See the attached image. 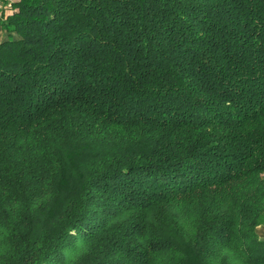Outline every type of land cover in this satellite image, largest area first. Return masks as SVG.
<instances>
[{
	"label": "trees",
	"instance_id": "16d2710c",
	"mask_svg": "<svg viewBox=\"0 0 264 264\" xmlns=\"http://www.w3.org/2000/svg\"><path fill=\"white\" fill-rule=\"evenodd\" d=\"M12 6L0 264H264V0Z\"/></svg>",
	"mask_w": 264,
	"mask_h": 264
},
{
	"label": "built area",
	"instance_id": "2783aa9c",
	"mask_svg": "<svg viewBox=\"0 0 264 264\" xmlns=\"http://www.w3.org/2000/svg\"><path fill=\"white\" fill-rule=\"evenodd\" d=\"M12 0H0V21L12 12Z\"/></svg>",
	"mask_w": 264,
	"mask_h": 264
},
{
	"label": "crops",
	"instance_id": "0c3cea01",
	"mask_svg": "<svg viewBox=\"0 0 264 264\" xmlns=\"http://www.w3.org/2000/svg\"><path fill=\"white\" fill-rule=\"evenodd\" d=\"M257 232L260 238L264 239V220L257 226Z\"/></svg>",
	"mask_w": 264,
	"mask_h": 264
},
{
	"label": "rangeland",
	"instance_id": "374dc122",
	"mask_svg": "<svg viewBox=\"0 0 264 264\" xmlns=\"http://www.w3.org/2000/svg\"><path fill=\"white\" fill-rule=\"evenodd\" d=\"M3 35H4V33L3 34L2 33L0 34V39L3 37Z\"/></svg>",
	"mask_w": 264,
	"mask_h": 264
}]
</instances>
